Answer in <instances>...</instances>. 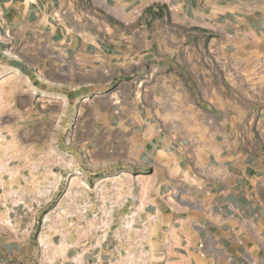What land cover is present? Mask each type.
Returning a JSON list of instances; mask_svg holds the SVG:
<instances>
[{"label": "crops", "instance_id": "0c3cea01", "mask_svg": "<svg viewBox=\"0 0 264 264\" xmlns=\"http://www.w3.org/2000/svg\"><path fill=\"white\" fill-rule=\"evenodd\" d=\"M1 120L0 184L45 167L30 153L121 174L155 215L146 264H264V0H0ZM16 225L0 264H43ZM47 240L65 261L74 238Z\"/></svg>", "mask_w": 264, "mask_h": 264}, {"label": "built area", "instance_id": "2783aa9c", "mask_svg": "<svg viewBox=\"0 0 264 264\" xmlns=\"http://www.w3.org/2000/svg\"><path fill=\"white\" fill-rule=\"evenodd\" d=\"M120 176L101 178L92 188L85 180L75 186L72 182L76 177H70L59 196L54 181L25 178L19 185L0 184V225L14 231L20 229L16 220L25 221V231L37 226L38 261L43 264H146L147 233L155 215H145L139 222L140 211L128 206L130 198L123 188L107 189L105 182L120 184ZM28 187L33 191L28 192ZM124 207L127 212L114 224L115 213ZM68 234L74 242L68 247L67 259L49 260L50 246L45 239ZM102 250L107 251L105 257Z\"/></svg>", "mask_w": 264, "mask_h": 264}, {"label": "rangeland", "instance_id": "374dc122", "mask_svg": "<svg viewBox=\"0 0 264 264\" xmlns=\"http://www.w3.org/2000/svg\"><path fill=\"white\" fill-rule=\"evenodd\" d=\"M6 121L1 120L0 121V161H3L6 159V155H9V152L7 149H10V138L11 136L5 135L4 130L6 129L5 126ZM15 139V137H13ZM68 153H30V161L40 159L37 161H42L45 165V167L41 169H35L33 173H31L32 181L36 182V180H41L42 182H47V181H54L56 182L57 191H56V196L61 195L63 191L66 190L67 188V183L70 177H76V179L73 180L72 183H74L75 186H78L81 181H84L88 184L90 188H92L93 184L101 179V178H107L111 177L112 175H93V176H88L85 175L80 169H69L67 167V162H68ZM40 156H42L40 158ZM20 153H16L15 158L19 159ZM42 159V160H41ZM0 164V176L3 175L6 171L4 166H1ZM59 173L61 175H59ZM8 185V184H7ZM31 185V184H30ZM73 185V186H74ZM119 185V186H118ZM9 186V185H8ZM33 186V185H32ZM105 186L107 189L110 190L112 187H117L120 188L119 182L114 185H111L110 182H105ZM122 187V186H121ZM28 192L33 191L32 188H28ZM6 228V227H5ZM45 242L48 244L47 238L45 239Z\"/></svg>", "mask_w": 264, "mask_h": 264}]
</instances>
